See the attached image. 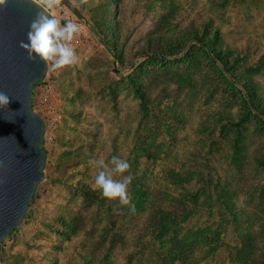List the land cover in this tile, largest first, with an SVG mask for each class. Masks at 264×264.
<instances>
[{
    "label": "rangeland",
    "instance_id": "rangeland-1",
    "mask_svg": "<svg viewBox=\"0 0 264 264\" xmlns=\"http://www.w3.org/2000/svg\"><path fill=\"white\" fill-rule=\"evenodd\" d=\"M36 1L44 5V0ZM73 1L81 5L86 0ZM114 1L115 47L122 51L123 65L89 19L92 15L102 25L103 6L95 9L92 3L90 13L80 10L90 25L82 22L86 42L77 50L80 63L65 67L55 84L58 116L52 140L43 144L45 176L28 217L3 240L0 264H53L55 258L59 264H168V243L152 242L159 209H171L169 197L179 191L167 179L168 169L191 171V188L205 186L213 198L220 188H231L242 212L240 222L252 234L250 264L264 263V116L260 121L248 115L242 94L226 80L229 74L213 66L221 67L219 60L179 59L194 41L161 62L146 63L142 54L149 41L178 38L188 28L211 23L223 46L244 54L248 65L264 62V0ZM136 66L141 70L134 73ZM131 73L147 92L149 114L126 78ZM253 79L264 100V67ZM235 122L242 123L238 129ZM113 156L130 165L131 199L121 205L103 197L107 212L75 185L80 180L101 195L94 184L95 161L111 166ZM134 187L144 194L136 198ZM204 197L185 227L200 232L194 255H201L198 249L220 229L218 210H209ZM62 220L73 225L70 238L61 232L68 231ZM221 234L220 246L202 264H240L235 227ZM174 264L185 263L178 256Z\"/></svg>",
    "mask_w": 264,
    "mask_h": 264
},
{
    "label": "trees",
    "instance_id": "trees-1",
    "mask_svg": "<svg viewBox=\"0 0 264 264\" xmlns=\"http://www.w3.org/2000/svg\"><path fill=\"white\" fill-rule=\"evenodd\" d=\"M71 1L74 3L73 0ZM86 3L89 4V8L87 7L88 5H85V7L83 6V4ZM92 3L95 4L92 7L95 9L103 6L102 25H99V23L94 21L92 15L89 17L93 29L101 36L100 40L106 47L113 52L115 50L114 53L116 55L117 63L123 65L122 51L115 47V45L119 43L118 33L113 29V26H116L117 28V19H115V16L117 14L116 8L118 7V2L114 0H86L81 5L75 2L76 6L81 11L85 12H88L91 9ZM159 40L154 42L149 41L147 43L146 51H142V54L146 55V63L154 61L161 62L163 61V57L161 56L166 54L178 55L185 49L186 45L191 40L194 41L191 47H189V50L179 59L196 62L199 57L202 56L209 59L212 63H215L214 60H219L222 64L221 67L216 64L213 65L217 72L223 74V72L226 71L229 74L226 80L242 94V100L245 103L248 115L261 121L262 116H264V100L255 80L253 79V74L263 69L264 62L262 59L259 60L257 64L248 65L244 54L236 52L230 47L223 46L218 28L212 27L211 23H204L203 25L188 28L182 33L181 37L178 38ZM140 70L141 67L137 66L133 69L134 73L139 72ZM126 78L140 100L142 111L145 114H149L151 107L149 105L150 100L146 90L132 73L127 75ZM187 79L188 81L191 80L190 77ZM237 84L241 85V88H238L236 86ZM241 124V122H235L233 126L238 129ZM238 146V142H236L234 147L235 151ZM165 175L167 179L176 186V189H179V191L177 195L169 197L171 209H159L158 216L160 220L156 225V233L152 236V242L154 244L153 246H155L156 243H168V264H174V261L178 256H181L185 264H202L207 258L216 252L217 248L220 246L221 233L230 225L235 227V232L240 240V245L236 248L238 262L240 264H250V261L254 257L252 234L247 233L246 228L240 222L239 215L242 212L239 210L237 195H234L233 190L231 188H220L217 192V196L213 198V194L205 186H201L200 189L191 188V182L193 180V174L191 171L168 169L165 172ZM78 181L79 183L75 186L79 188L83 194L97 199L105 211L108 212L110 210L109 206L103 205L104 198L102 195H99L97 191H92L91 189L83 187V183L80 180ZM132 190L136 198L144 194L142 189L134 187ZM202 196H205L204 198L208 202L207 205L209 210L212 211L213 208H217L219 214L218 225L220 229L216 233L212 242L206 243L204 247L198 249V252L203 251V253L201 255H194L192 249H194L193 246L196 243V239L199 238L200 232L186 230L185 227L195 216L196 207L201 204L200 198ZM35 197L36 194L33 196L29 206L34 203ZM27 217L28 213L26 212L23 219H26ZM62 223L64 227L68 228V231L62 229V234H65L67 238H70L71 233L74 232L73 225L65 220H62ZM46 225L51 227V224L49 223ZM17 228L18 227H16L12 233L15 232ZM2 243L3 241L0 244V251L2 250ZM53 264H59L58 259L55 258Z\"/></svg>",
    "mask_w": 264,
    "mask_h": 264
},
{
    "label": "water",
    "instance_id": "water-1",
    "mask_svg": "<svg viewBox=\"0 0 264 264\" xmlns=\"http://www.w3.org/2000/svg\"><path fill=\"white\" fill-rule=\"evenodd\" d=\"M60 2L90 25L71 0ZM41 7L36 0H8L0 10V93L11 99L9 110H0V244L21 224L45 176L46 123L33 109L32 95L47 68L38 58L29 61L20 47Z\"/></svg>",
    "mask_w": 264,
    "mask_h": 264
},
{
    "label": "clouds",
    "instance_id": "clouds-1",
    "mask_svg": "<svg viewBox=\"0 0 264 264\" xmlns=\"http://www.w3.org/2000/svg\"><path fill=\"white\" fill-rule=\"evenodd\" d=\"M7 3L8 0H0V10L6 9ZM59 3L60 0H44L41 7L43 11L37 13L29 26L27 43H20V47L27 52L29 61L38 58L52 71L80 63L73 41L79 36L81 28L72 20L61 24L60 20L50 14V10ZM10 100L7 94L0 93V110H9ZM95 164L98 169L94 178L96 189L104 198L118 200L121 205H128L131 199L129 185L133 179L129 163L118 156H113L111 166L103 159L96 160ZM116 176L120 179L114 178Z\"/></svg>",
    "mask_w": 264,
    "mask_h": 264
},
{
    "label": "built area",
    "instance_id": "built-area-1",
    "mask_svg": "<svg viewBox=\"0 0 264 264\" xmlns=\"http://www.w3.org/2000/svg\"><path fill=\"white\" fill-rule=\"evenodd\" d=\"M50 12L51 15L60 20L61 24L68 20H72L80 26L81 32L79 36L73 41V47L76 49V51L81 49L86 42V32L82 21L61 2L57 5V9L55 11L50 10ZM63 69L52 71L47 68L44 78L38 81L33 88L32 107L45 120V141L52 140L53 137L51 131L57 122L59 103L55 96V84Z\"/></svg>",
    "mask_w": 264,
    "mask_h": 264
}]
</instances>
